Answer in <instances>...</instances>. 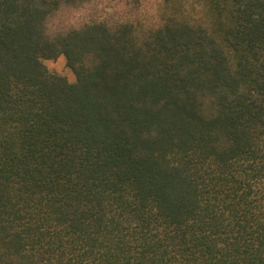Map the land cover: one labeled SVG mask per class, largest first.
Returning <instances> with one entry per match:
<instances>
[{
	"label": "trees",
	"instance_id": "obj_1",
	"mask_svg": "<svg viewBox=\"0 0 264 264\" xmlns=\"http://www.w3.org/2000/svg\"><path fill=\"white\" fill-rule=\"evenodd\" d=\"M85 1L0 0V264H264V0Z\"/></svg>",
	"mask_w": 264,
	"mask_h": 264
},
{
	"label": "rangeland",
	"instance_id": "obj_2",
	"mask_svg": "<svg viewBox=\"0 0 264 264\" xmlns=\"http://www.w3.org/2000/svg\"><path fill=\"white\" fill-rule=\"evenodd\" d=\"M162 8L163 0H88L62 6L49 18L48 30L56 34L101 20L152 23L159 19ZM44 63L51 72L65 76L70 82L75 81L64 56L44 60Z\"/></svg>",
	"mask_w": 264,
	"mask_h": 264
}]
</instances>
